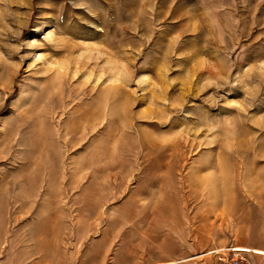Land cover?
Wrapping results in <instances>:
<instances>
[{"label":"rangeland","instance_id":"374dc122","mask_svg":"<svg viewBox=\"0 0 264 264\" xmlns=\"http://www.w3.org/2000/svg\"><path fill=\"white\" fill-rule=\"evenodd\" d=\"M264 245V0H0V264H214Z\"/></svg>","mask_w":264,"mask_h":264},{"label":"built area","instance_id":"2783aa9c","mask_svg":"<svg viewBox=\"0 0 264 264\" xmlns=\"http://www.w3.org/2000/svg\"><path fill=\"white\" fill-rule=\"evenodd\" d=\"M214 264H264V250L252 246L228 244L207 251Z\"/></svg>","mask_w":264,"mask_h":264},{"label":"crops","instance_id":"0c3cea01","mask_svg":"<svg viewBox=\"0 0 264 264\" xmlns=\"http://www.w3.org/2000/svg\"><path fill=\"white\" fill-rule=\"evenodd\" d=\"M261 247H263V248H264V245H261ZM263 262H264V259H263Z\"/></svg>","mask_w":264,"mask_h":264}]
</instances>
